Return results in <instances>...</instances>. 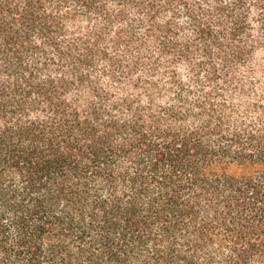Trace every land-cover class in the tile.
I'll return each instance as SVG.
<instances>
[{"label":"trees","instance_id":"1","mask_svg":"<svg viewBox=\"0 0 264 264\" xmlns=\"http://www.w3.org/2000/svg\"><path fill=\"white\" fill-rule=\"evenodd\" d=\"M0 264H264V0H0Z\"/></svg>","mask_w":264,"mask_h":264}]
</instances>
